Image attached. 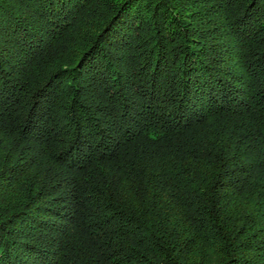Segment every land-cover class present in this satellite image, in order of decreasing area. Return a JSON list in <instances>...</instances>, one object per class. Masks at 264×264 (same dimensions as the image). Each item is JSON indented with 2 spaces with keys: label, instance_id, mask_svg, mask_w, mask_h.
I'll return each mask as SVG.
<instances>
[{
  "label": "trees",
  "instance_id": "1",
  "mask_svg": "<svg viewBox=\"0 0 264 264\" xmlns=\"http://www.w3.org/2000/svg\"><path fill=\"white\" fill-rule=\"evenodd\" d=\"M0 264H264V0H0Z\"/></svg>",
  "mask_w": 264,
  "mask_h": 264
}]
</instances>
